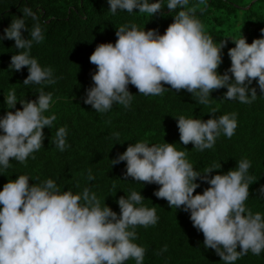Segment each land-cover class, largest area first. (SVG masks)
<instances>
[{"label":"clouds","instance_id":"clouds-1","mask_svg":"<svg viewBox=\"0 0 264 264\" xmlns=\"http://www.w3.org/2000/svg\"><path fill=\"white\" fill-rule=\"evenodd\" d=\"M107 2L112 14L119 9L150 17L165 6L161 0ZM200 5H205V0L197 4L167 0V9L176 14L163 34L125 24L116 28L114 44H97L89 56L96 71L91 74L93 85L86 89L84 103L100 113L110 110L114 103L127 108L133 99L129 84L144 96L163 95L166 88L184 90L202 105H209L210 93L220 88L227 89L225 99L251 104L257 98L256 88L249 87L253 81L264 94V28L251 43L243 35L229 37L235 45L227 52L231 63L220 74L217 69L227 42L214 43L196 16L197 10H204ZM22 13L0 35V41L13 40L18 50L10 58L9 69L27 68L25 86L54 84L52 68L42 67L30 55L33 42L40 44L45 38L39 18L30 7L23 8ZM26 17L34 21L31 28ZM22 31L29 37L25 38ZM37 92L35 100L19 99L22 108H15V90L4 97L5 105L15 111L0 116V173L12 166L10 161L25 164L29 156L35 159L33 153L43 147V128H51L56 120L54 114H44L50 108L52 94L43 88ZM217 111L212 108L207 120L176 117L180 143H191L202 152L213 148L221 133L230 139L237 128L236 113L217 117ZM66 135L64 126L55 132L53 143L60 151L68 147ZM114 135L118 140L119 133ZM186 156L173 143L135 142L111 160V165L126 162L125 179L158 185L154 191L157 198L166 200L170 209L189 212L193 227L203 234L204 247L213 249L224 264H234L249 252L259 256L264 252V216L245 205L249 185L255 181L248 174L251 162L241 159L226 173L211 175L220 163L198 172ZM29 178L17 175L0 189V264H126L129 260L143 264L146 250L134 242L135 229L154 226L159 218L155 208L142 205L140 192L119 197L117 215L106 204L101 207L89 188L73 193L61 191L52 179L29 184ZM198 178L209 185L202 193L195 192ZM87 179H95L90 169ZM259 193L264 195V185ZM163 251H167V245Z\"/></svg>","mask_w":264,"mask_h":264},{"label":"trees","instance_id":"trees-1","mask_svg":"<svg viewBox=\"0 0 264 264\" xmlns=\"http://www.w3.org/2000/svg\"><path fill=\"white\" fill-rule=\"evenodd\" d=\"M161 3L165 4L162 12L150 17L138 11L128 13L119 9L112 14L107 0H0V35L12 19L22 17L23 8L30 7L36 13L45 38L40 44L33 42L30 55L42 67H51L56 79V83L50 85H23L27 68L21 71L9 69L10 58L18 51L14 41H0V116L15 111L4 102L10 90H15L18 98L15 108H22L19 99L35 100L40 88L52 94L50 108L44 114L56 116L51 128H43V147L33 153L35 159L29 156L25 164L10 161L12 166L0 173V189L20 174L30 177L29 184L52 179L61 191L82 193L84 188H89L100 200L101 207L106 204L117 215L120 212L119 197L127 198L132 191L140 192L142 205L155 208L159 218L154 226L135 229L137 238L134 242L146 250L143 264H224L213 249L204 247L203 234L193 227L189 212L170 209L166 200L154 195L158 185L142 184L131 177L125 179L126 162L111 165V160L135 142L173 143L177 150L186 152V158L198 172L220 163L221 167L213 170L211 175L224 174L246 158L251 162L248 174L255 181L249 185L245 205L253 213L264 216V195L259 193V188L264 185V94L256 81L249 86L257 91V98L251 104L225 99L226 88L212 91L210 104L202 105L184 90L175 92L166 88L163 95L144 96L131 84L128 90L133 99L127 108L114 103L110 110L100 113L84 103L86 89L93 85L91 74L96 71L89 61L96 45L114 44L116 28L125 24L134 23L141 29H155L163 34L176 13L169 12L167 0H161ZM197 3L198 0H190V4ZM200 7L204 10H197L196 16L214 43L227 42L217 69L223 74L231 63L228 48L235 46L230 38L243 35L251 43L261 36L264 0H205V5ZM25 19L31 28L34 21L30 17ZM22 35L29 37L27 31H22ZM212 108L218 109L217 117L236 113L235 134L229 139L221 133L214 147L202 152L191 143L182 145L176 117L183 115L207 120ZM61 126L67 129L68 147L64 151L53 143L55 132ZM115 133H119L118 140ZM89 169L95 177L91 181L87 179ZM196 182L199 187L195 192L198 193L209 186L199 178ZM165 245L167 251L161 252ZM126 264H135V261L129 260ZM234 264H264V252L259 256L249 252Z\"/></svg>","mask_w":264,"mask_h":264}]
</instances>
